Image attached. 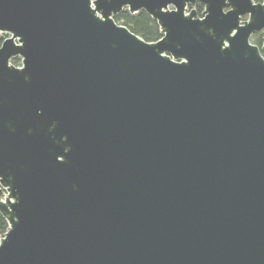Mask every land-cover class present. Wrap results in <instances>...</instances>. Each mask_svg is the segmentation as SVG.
<instances>
[{
    "label": "water",
    "instance_id": "95a60500",
    "mask_svg": "<svg viewBox=\"0 0 264 264\" xmlns=\"http://www.w3.org/2000/svg\"><path fill=\"white\" fill-rule=\"evenodd\" d=\"M262 29L251 0H0V264H264Z\"/></svg>",
    "mask_w": 264,
    "mask_h": 264
},
{
    "label": "trees",
    "instance_id": "16d2710c",
    "mask_svg": "<svg viewBox=\"0 0 264 264\" xmlns=\"http://www.w3.org/2000/svg\"><path fill=\"white\" fill-rule=\"evenodd\" d=\"M115 22L127 28L145 43H155L162 38L158 24L145 12L130 14L127 11H122L115 17ZM7 228L6 221L0 215V238L6 233Z\"/></svg>",
    "mask_w": 264,
    "mask_h": 264
},
{
    "label": "flooded vegetation",
    "instance_id": "af4514ba",
    "mask_svg": "<svg viewBox=\"0 0 264 264\" xmlns=\"http://www.w3.org/2000/svg\"><path fill=\"white\" fill-rule=\"evenodd\" d=\"M252 6H264V0H251ZM172 8H170L171 10ZM205 7L201 4H192L188 3L186 5L185 13L188 14L190 12H195L199 18H202V13L204 12ZM228 11H231L230 8H227L224 10V13H227ZM250 15L245 14L239 17L240 19V26H244L245 23L249 22ZM9 38L8 35L1 34L0 35V47L3 44L4 41H6ZM249 45L252 47H255L258 50L259 56L264 59V51L262 50L264 48V29H262L259 32L253 33L249 37ZM11 64L16 67H21V60L19 58L12 59Z\"/></svg>",
    "mask_w": 264,
    "mask_h": 264
}]
</instances>
